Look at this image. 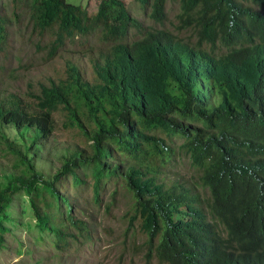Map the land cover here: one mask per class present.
I'll return each instance as SVG.
<instances>
[{
  "label": "trees",
  "instance_id": "trees-1",
  "mask_svg": "<svg viewBox=\"0 0 264 264\" xmlns=\"http://www.w3.org/2000/svg\"><path fill=\"white\" fill-rule=\"evenodd\" d=\"M170 1L181 4L174 31L165 28ZM111 2L91 14L66 0H32L28 26L35 47L47 49L44 60L67 42L88 44L93 52L82 53L91 55L93 77L68 61L65 77L28 83L24 96L0 95V151L18 157L17 175L0 190V213L4 193L22 190L63 250L67 238H94L91 213L73 202L66 184L91 185L98 205L115 184L108 214L124 185L130 226L138 223L147 236L149 263L264 264V0H150L153 25ZM6 27L0 17L7 58ZM187 31L192 38L182 36ZM60 109L63 124L88 143L61 148L59 169L46 180L35 161ZM11 132L23 142L15 146ZM176 137L196 172L194 186L164 183Z\"/></svg>",
  "mask_w": 264,
  "mask_h": 264
},
{
  "label": "rangeland",
  "instance_id": "rangeland-1",
  "mask_svg": "<svg viewBox=\"0 0 264 264\" xmlns=\"http://www.w3.org/2000/svg\"><path fill=\"white\" fill-rule=\"evenodd\" d=\"M124 2L132 15L139 18L144 24L153 25L148 19L150 0L143 4L142 0H118ZM75 5H82L91 14L104 5H113L111 0H66ZM32 0H0V17L5 20L10 39V55L5 57L0 51V95L8 92L25 95L28 83L37 87L39 82L51 78L54 81L65 77L68 61L76 62L84 71L83 75L92 78L93 71L88 61L93 48L85 44L67 42L61 47L52 60H44L46 48L39 50L35 47L38 36L32 34L29 27V8ZM181 4L170 1L167 4L168 20L165 28L174 31L178 25V15ZM163 28L162 26H158ZM132 33V31H131ZM187 39L193 37L191 31L182 34ZM49 38V37H48ZM102 46L100 43L94 47V52ZM91 48V49H85ZM84 52V53H82ZM29 64V65H27ZM56 127L48 142L42 147L41 155L35 161L36 172L41 178L50 180L59 169L60 162L56 153L63 147L80 142L85 146L88 142L75 128L63 124L65 115L62 109L53 113ZM16 143L23 142V138L13 132L9 135ZM183 139H174L175 154L172 162L163 170L162 177L168 186L176 181L196 185V172L191 167L189 158L181 151ZM17 155L0 151V190L5 189L11 182L16 171ZM22 167V165H21ZM24 171L23 167L22 170ZM20 171V172H21ZM116 189L113 183L106 186V196L101 205L93 200L92 186L74 187L70 182L66 184L65 191L71 195L73 202L91 213V228L94 238L82 242L67 238L71 245L63 250H57L55 236L39 224L36 209L32 200L22 190L17 193L5 192L6 204L0 213V264H160L154 258L148 261L147 236L140 232L138 223L131 228L132 196L129 191L120 185L116 204L112 213L105 212V206L111 201V193ZM202 197L204 190L197 186L195 193ZM80 218L86 220L85 215ZM73 232V231H72ZM2 243V244H1Z\"/></svg>",
  "mask_w": 264,
  "mask_h": 264
}]
</instances>
